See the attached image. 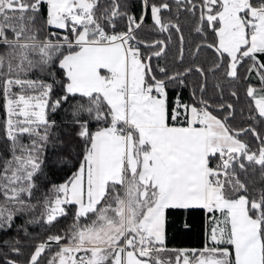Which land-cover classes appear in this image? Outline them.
Returning a JSON list of instances; mask_svg holds the SVG:
<instances>
[{"label": "snow or ice", "instance_id": "obj_1", "mask_svg": "<svg viewBox=\"0 0 264 264\" xmlns=\"http://www.w3.org/2000/svg\"><path fill=\"white\" fill-rule=\"evenodd\" d=\"M0 264H264V0H0Z\"/></svg>", "mask_w": 264, "mask_h": 264}, {"label": "trees", "instance_id": "obj_2", "mask_svg": "<svg viewBox=\"0 0 264 264\" xmlns=\"http://www.w3.org/2000/svg\"><path fill=\"white\" fill-rule=\"evenodd\" d=\"M174 243L181 244L182 246H189V247H195L198 246V238L196 235V232L194 231L193 234L190 236H180L177 235Z\"/></svg>", "mask_w": 264, "mask_h": 264}]
</instances>
